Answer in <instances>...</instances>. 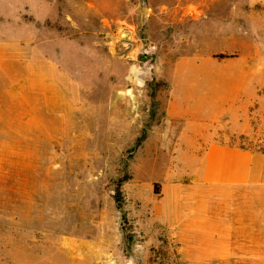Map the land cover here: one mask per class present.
Masks as SVG:
<instances>
[{"label": "rangeland", "instance_id": "obj_1", "mask_svg": "<svg viewBox=\"0 0 264 264\" xmlns=\"http://www.w3.org/2000/svg\"><path fill=\"white\" fill-rule=\"evenodd\" d=\"M146 3L0 0V264H264V189L212 201L223 229L179 234L185 152L214 122L225 136L242 68L264 99V55H239L264 0ZM259 100L228 142L263 150Z\"/></svg>", "mask_w": 264, "mask_h": 264}, {"label": "crops", "instance_id": "obj_2", "mask_svg": "<svg viewBox=\"0 0 264 264\" xmlns=\"http://www.w3.org/2000/svg\"><path fill=\"white\" fill-rule=\"evenodd\" d=\"M230 8L233 11V4H230ZM230 9V10H231ZM232 11L229 15L230 20L233 23ZM258 20L251 21V16L248 14L246 20V28H252V35L255 37L254 41L242 40L239 55H264V14L260 15L257 13L255 15ZM228 27V24L225 25ZM223 28V26H221ZM233 28V26H232ZM259 29V31H258ZM232 30V29H231ZM247 36H250V32H247ZM228 37L232 40L235 38L234 31L229 32ZM247 38V37H243ZM250 39V38H249ZM251 44H250V43ZM234 47V43H233ZM232 47V49H234ZM1 51V50H0ZM5 55H7L5 53ZM197 72V71H196ZM197 75L199 74L196 73ZM242 78V83L235 88L234 99L229 105L226 104L228 109L222 108V112L226 113L229 120L221 125L225 128L222 133L221 138H218L220 134L218 131V126L213 123V131L201 132L194 141V145L185 152L187 156H193L190 169L189 186L192 187L190 190L192 193L188 197L194 200V212L187 218L183 224L179 226V234L189 235L193 232L196 237L198 230L206 233L211 230V228L216 227L217 231L223 229V227L228 226L227 224L218 223L215 221L222 220L223 217H215L210 211V205L212 201H225L229 198H234L235 196L239 198L238 194L249 191L250 189H255L256 191H261L264 189V148L263 150H253L251 148L236 145L227 141L229 135L234 133L237 135L246 134L250 131V121H249V109L250 104L254 102L253 100H258L261 98L253 89L249 86V72L247 69L242 68L240 71ZM237 73V75H239ZM207 75V73L201 72L199 76ZM200 86H194L204 94L200 97L198 103L199 108L208 107L213 108L211 116L219 115L214 104L216 98L212 96V91L215 88L214 84H207L200 81ZM197 87V88H196ZM206 93V94H205ZM214 99V101L212 100ZM264 104V99L259 100V107ZM208 104V105H206ZM174 107L177 105L173 104ZM222 127V128H223ZM223 136L226 140H223ZM241 197V196H240ZM231 218L237 223L231 224V229H245L247 223L241 222L245 219H249V214L246 213H232ZM247 216V217H246ZM263 216V215H257ZM224 219H226L224 217ZM260 225L258 228L260 229ZM212 230L210 232V235ZM197 240L194 241V246L198 247ZM196 250V248H195ZM229 247H225L222 251L228 252Z\"/></svg>", "mask_w": 264, "mask_h": 264}, {"label": "trees", "instance_id": "obj_3", "mask_svg": "<svg viewBox=\"0 0 264 264\" xmlns=\"http://www.w3.org/2000/svg\"><path fill=\"white\" fill-rule=\"evenodd\" d=\"M143 138H144V136H142L140 139L142 140ZM154 192L156 193V189H154ZM115 201H116L118 207H120V201H121V199H120V193H119V190L118 189H117V196L115 198Z\"/></svg>", "mask_w": 264, "mask_h": 264}, {"label": "water", "instance_id": "obj_4", "mask_svg": "<svg viewBox=\"0 0 264 264\" xmlns=\"http://www.w3.org/2000/svg\"><path fill=\"white\" fill-rule=\"evenodd\" d=\"M141 4L145 7L147 5L146 0H141Z\"/></svg>", "mask_w": 264, "mask_h": 264}]
</instances>
